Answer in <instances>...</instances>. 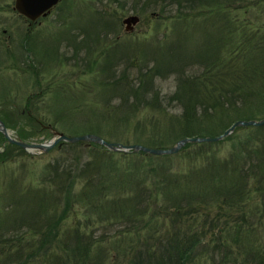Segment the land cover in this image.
Listing matches in <instances>:
<instances>
[{"label":"trees","instance_id":"trees-1","mask_svg":"<svg viewBox=\"0 0 264 264\" xmlns=\"http://www.w3.org/2000/svg\"><path fill=\"white\" fill-rule=\"evenodd\" d=\"M174 1L178 4L176 10L171 11L169 8L170 12L164 14L171 20L172 29L175 27L191 31L193 24L189 25L190 19L199 16L205 19L212 15L211 24L222 35V40L216 38L214 43L219 48L225 46L223 38L228 37L225 33L227 27L223 26L222 21L219 24L221 20L219 18L223 19L228 12L230 14L231 11H237L235 18L241 19L239 14L246 15L250 9L264 8V0H163L162 8L165 9ZM121 3L123 7L120 4V7L113 6L112 9L123 13L125 1ZM132 6L138 8L136 4ZM213 10L223 12L213 14ZM94 16L98 21L96 23L106 25L107 29L111 17L106 20L102 13ZM238 26L239 24L236 28ZM241 29L246 34L233 40L235 43L231 50L220 49V52L215 54H212L214 49H210L211 53L208 49L201 52L202 57L197 64L203 69L198 74L194 69H192L194 72L185 70L187 61L194 58L191 49L187 51L186 56L181 52L173 63L168 64L169 66L162 65L157 54H162L165 47L162 50L159 48V52L155 53L156 63L145 70H139L136 76H130L129 69L126 68L122 70L121 75L114 72L112 74L115 76L114 84L119 83L121 87L118 85L110 87V91L119 95H111L109 101L103 100L106 110L112 108V113L119 111L112 116H117L115 117L117 120L125 122L130 120L129 115L134 108H138L137 104L142 103L147 107L156 103L161 113L173 112L172 116L175 114L174 121L179 128L178 137L211 131L209 124L204 126L206 115L211 114L210 108L214 109L212 115H215L220 125L222 124V129L220 128L218 133L237 119L260 118L264 111L257 108L259 102H255L251 95L256 89L255 77L262 80L264 76V21L258 23L248 20L247 27ZM89 32L88 29L85 34ZM29 37L30 34L27 33L25 40ZM210 43H213L212 40ZM83 44L88 45L82 40L81 45ZM211 47L215 48L213 44ZM101 51H108L107 45H103ZM101 54L96 53L93 56L90 69H95L97 65V70L105 71L108 68L110 74L115 61L118 60H113L109 56L101 59ZM132 56L129 55L122 60H128ZM171 69L176 72L177 88L169 97H161L156 84L152 90L149 89L150 83H155L157 76H168L172 72ZM262 82L264 86V81ZM123 84H129L130 88L122 90ZM218 93L221 94L217 95ZM54 94H57V90ZM262 102L264 97L260 103ZM98 103L94 101V104ZM94 104L92 106H97ZM30 106L29 102L27 107ZM1 116L8 126L15 127L9 115ZM27 117L25 126L38 122L41 129L48 131L52 128L50 124H57V119H54L44 125L41 121L45 118L35 113L28 112ZM257 128L262 130L264 126ZM17 130L19 136L24 139L34 138L38 134L32 132H39V129L35 128L31 129V132L27 128ZM3 139L6 142L0 146V264H145L146 261H149V264H264L263 246L254 245L250 241L249 244L252 245L245 248L249 233L257 230L259 222L252 229L245 227V219L248 217L234 218L232 225L226 224L229 231L224 228L220 235L221 233L214 232L216 226L210 223L206 225L207 230L203 231V223L198 225L194 217L200 208H204V204L210 202L207 200L208 197L215 196L217 199L211 202L219 205L225 196V202H230L231 198L234 202L251 205L254 210H258V215L261 212L259 219L261 223L264 222V195H261L264 193V133L258 142H254V147H251L253 150L249 151L254 154L248 153L241 162L235 154V159L232 157L221 162L214 160L211 165L189 173L177 175L178 173L168 172L166 175L165 171V179L156 190H161L165 201L175 204L173 210L158 205L151 207L150 204L140 202L147 188H140L142 182L137 181L132 172H122L125 173L122 179H113L111 182L101 181L100 178L92 176L91 181L86 182L77 194L76 186L83 170L67 167L62 163L63 160L56 159L54 162H47L42 170L44 172L38 173L28 164L32 162L29 159H34L31 152L16 143L8 142L0 131V142ZM144 142L152 146L167 147V144L158 143L156 140L148 139ZM88 144L99 145L105 153L109 152L112 155L117 152L97 142ZM258 145H262L263 148ZM15 160L20 161L21 171L10 169L11 163ZM95 180H98L99 185L95 184ZM112 184L125 185L123 192L128 195L125 197L122 195L113 202L110 200V204L108 191L112 189ZM188 188L191 191H188ZM90 189L96 200L92 198L94 195L89 193ZM135 189L137 194L132 195ZM161 192L156 193L154 202L159 203ZM226 192L228 193L224 195ZM179 198L183 202H180ZM93 200L97 203L98 211H102H99L100 214L97 213L100 220L95 219L94 222L88 223L91 218L87 221L73 219L71 224L68 223L70 217H80L73 209L76 204L84 202L88 205ZM104 218L107 221L112 219L109 224L104 225L106 228L119 226L121 223L123 226L111 234V240L100 234L95 235V223L105 221ZM169 222L174 225L168 230L167 235V239L171 238V241L163 249V245L168 241L164 240L162 229L167 227ZM247 222L249 223V220ZM146 230L148 233L144 234ZM224 231L227 232L226 237ZM209 234L214 237L209 238Z\"/></svg>","mask_w":264,"mask_h":264},{"label":"rangeland","instance_id":"rangeland-1","mask_svg":"<svg viewBox=\"0 0 264 264\" xmlns=\"http://www.w3.org/2000/svg\"><path fill=\"white\" fill-rule=\"evenodd\" d=\"M121 1H125V8H123L125 12L121 9L123 13H118L112 7L122 5ZM162 1L61 0L48 14L33 21L14 8L15 0H0V118H2L1 115L5 114L12 118L15 127L7 126L11 129L13 135L19 136L17 128H27L30 132L31 129L35 128L39 129V132H32V134L37 133L38 135L26 140L44 141L53 136L52 128H55L68 134L96 132L103 134L109 140L124 143L139 142L150 145L148 142H144L150 139L156 140L158 143L163 142L167 146L173 145L176 140L184 137L180 135L178 137L179 128L177 122L174 121L175 114L172 116L171 113L173 112L170 114H168L169 112L161 113L157 109L156 103L154 106L149 104L150 106L147 107L142 103L137 104L138 108H134L132 114L129 115L131 116L130 120L125 122L117 120L115 118L117 116H112L118 114L119 111L112 113V108L107 111L103 101H109L111 95H119L109 90L114 85L121 87L119 83L114 84L115 76L112 74L115 72L121 75L122 70L126 68L129 69L130 76H136L139 70H145L156 63L154 60L155 53H158L159 48L162 50L163 47H165V50L162 51V54H157V58L161 59L162 65L165 66L173 63L181 52L186 56L187 51L191 49L194 53V61L193 59L188 60L185 70L194 69L195 73L198 74L203 69L198 65L199 58L202 57L201 52L208 49L211 53L210 49H214L212 54H215L219 53L220 49L231 50L234 41L246 34L241 27H247L248 20L258 23L264 21V8L250 9L246 15L239 14V17L243 20L235 18L237 11H231L230 14L228 12L229 16L226 15L223 19L219 18V20L221 19L219 24L222 21L223 26L227 27L225 33L228 35V37L223 38L224 43L226 42L225 46L219 48L214 43L216 38L219 41L222 40V35L211 24L212 15L205 17V19L202 16L190 19L189 25L193 24V28H190L191 31L175 27L172 29L171 20L165 15L170 12V9L175 11L178 4L174 1L170 3V6L163 9ZM132 4H136L138 8L135 9ZM93 11H96V13H93ZM218 12L223 11L213 10V14ZM97 13H102V17L106 20L111 17L112 21L110 20L111 23L107 24V29H105L106 25L96 23L98 21L95 20L94 14ZM130 14H138L140 20L136 22L133 29L127 30L123 19ZM207 21L209 26L206 25ZM238 24L239 26L236 28ZM88 29L90 32L86 35L85 32ZM210 29L212 30L210 31ZM27 33L30 34V37L25 40ZM210 39L213 43H210ZM82 40L87 42L88 45H81ZM212 44L213 47H216L212 48ZM103 45H107L108 51L100 52ZM96 53L97 55L102 53L101 59L109 56L113 60H118L115 61L114 69L110 70V74H108V68L105 71L97 70V65L95 69H90L93 56ZM129 55L133 56L128 60H122V58H127ZM178 68L179 66L176 69ZM171 70L172 72L166 77L157 76L156 82H151L149 89L152 90L156 84L161 97H169L177 88L176 72L174 69ZM262 77L263 79H261L264 81V76ZM255 78L257 79L256 89L251 97L255 98V102H259L257 108L264 111V102L260 103L264 97L263 82L259 77L256 76ZM129 88V84H123L122 90L126 91ZM56 90L57 94H54ZM219 94L221 93L217 95ZM56 98L60 99L57 100ZM114 100L111 102L113 103ZM94 101L99 103L94 104ZM29 102L31 106L27 107ZM92 104L97 106H92ZM74 105L79 107L76 108ZM213 110L210 108L211 114L206 115L204 124V126L210 125V133L207 131L202 132L200 135L185 136H215L222 133L233 123L218 133L217 131L222 129V124L220 125V122L214 117L215 115H212ZM28 112L35 113L39 117L42 115L45 122L41 121V123L44 125H47L45 124L47 122L54 121V119H57V124H50L52 128H49L48 131L41 129L37 124L38 122L25 126L24 122L28 120ZM260 126H264V124L239 125L232 132L218 140L189 141L177 152L163 154L143 150L128 152L113 150L117 152L112 155L109 152L105 153L99 145L88 144L85 140L76 142L61 141L63 143H57L49 151L31 152L34 159H29L32 162H28L29 160L26 157V162L30 164L31 169L33 168L38 173L44 172L42 170L47 162H54L56 159L63 160L62 163L67 167L72 169L74 167L79 171L83 170L80 178H78L77 194L86 182L91 181L92 176L100 178L101 181L108 180L111 182L113 179H122L125 173L132 172L137 181L142 182L140 188H147V192L140 198L142 199L140 202H144L145 205L150 204L151 207L158 205L173 210L175 204L165 201L161 190H156V187L164 181L168 172L178 173L177 175L189 173L197 168L211 165L214 160L221 162L222 160H230L232 157L235 159V154L241 162L248 153L254 154V152L249 151L253 150L251 147H254V142H258L264 133L263 128L262 130L257 128ZM1 142L0 146L6 141L3 139ZM258 146L263 148L262 145ZM16 157L20 158L19 156ZM11 164L10 169L22 170L19 167V160H15ZM165 171L166 175L164 174ZM122 172L125 173L122 174ZM95 184L99 185L98 180H95ZM118 184L111 185L112 189L108 191L110 199L107 196L109 202L110 200L113 202L122 195L123 197L128 195L123 192V186L125 185ZM187 190L191 191L190 188ZM158 191L162 195L159 203H156L154 201ZM89 193L94 195L92 189L89 190ZM175 193L173 192V194ZM215 193L219 194L218 191H215ZM227 193H224V195ZM134 194H137V189L132 191V195ZM261 195L263 196L264 193ZM92 198L95 199V195ZM179 199L181 200V198ZM214 199L217 198L215 196L208 197L207 200L210 202L204 204V208L202 207L197 211L199 213L194 214L197 223H199L198 225L203 223V231L207 230L206 225L210 223V225L216 226L214 232L220 234L222 229L226 228V231L228 230L229 227H226V224L232 225L234 218L239 219L245 216L248 217L245 219V227L253 229L258 222L260 223L256 231L249 233V242L245 241V248L251 246L252 243L264 248V222L261 223L259 219L261 212L258 215V210H254L251 205H247L245 202H234L231 198L230 202H225V196H223L219 205L211 202ZM95 200L88 205L84 202L83 204L82 202L76 204L73 209L75 214H79L80 217H70L68 223L71 224L73 219L87 221L91 218L88 223L94 222L95 219L100 220L97 213L101 210L98 211ZM180 202H183V200ZM103 220L105 221L95 223V235L100 234L107 240H111V234H114L119 227L123 228L122 223L118 224L119 226L116 225L117 227L106 228L104 225L109 224L112 219L107 221L104 218ZM172 227L174 225L169 222L168 226L162 229L164 240L167 239L168 230ZM226 231H224V237L227 236ZM146 232L147 230L144 234L148 233ZM214 232L212 233L214 234ZM213 237L214 235L209 236V238ZM170 239L166 240L168 242L163 245V249L167 247L169 241H171ZM250 241L251 244H249ZM146 263L149 264V261H146Z\"/></svg>","mask_w":264,"mask_h":264},{"label":"water","instance_id":"water-1","mask_svg":"<svg viewBox=\"0 0 264 264\" xmlns=\"http://www.w3.org/2000/svg\"><path fill=\"white\" fill-rule=\"evenodd\" d=\"M60 0H15L14 8L22 15L26 16L31 20H36L40 16L48 14L51 9ZM140 20L138 14H130L126 16L123 21L126 23V29H133L134 24ZM261 125L264 124V116L260 118H240L235 120L228 128H226L222 133L215 136H184L179 138L173 145L167 147H159L147 145L144 143L134 142V143H124L121 141H114L105 138L103 135L96 132H84L78 134H68L64 131L52 128L53 136L44 141H29L23 139L20 136L13 135L11 129L7 126L6 122L0 118V131L6 137V140L10 143H16L30 152H44L49 151L54 145L61 141L76 142L79 140L93 141L107 146L112 150L118 151H138L143 150L145 152L163 154V153H173L177 152L185 143L189 141H212L218 140L223 136L232 132L239 125Z\"/></svg>","mask_w":264,"mask_h":264},{"label":"flooded vegetation","instance_id":"flooded-vegetation-1","mask_svg":"<svg viewBox=\"0 0 264 264\" xmlns=\"http://www.w3.org/2000/svg\"><path fill=\"white\" fill-rule=\"evenodd\" d=\"M27 18V17H26ZM30 23H32L31 21H30ZM134 28V27H133Z\"/></svg>","mask_w":264,"mask_h":264}]
</instances>
